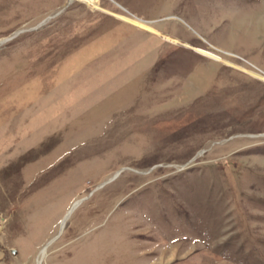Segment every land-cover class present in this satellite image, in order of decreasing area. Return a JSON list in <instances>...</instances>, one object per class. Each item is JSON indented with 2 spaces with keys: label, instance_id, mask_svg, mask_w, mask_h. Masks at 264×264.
<instances>
[{
  "label": "rangeland",
  "instance_id": "obj_1",
  "mask_svg": "<svg viewBox=\"0 0 264 264\" xmlns=\"http://www.w3.org/2000/svg\"><path fill=\"white\" fill-rule=\"evenodd\" d=\"M39 260L264 264V0H0V264Z\"/></svg>",
  "mask_w": 264,
  "mask_h": 264
},
{
  "label": "bare ground",
  "instance_id": "obj_2",
  "mask_svg": "<svg viewBox=\"0 0 264 264\" xmlns=\"http://www.w3.org/2000/svg\"><path fill=\"white\" fill-rule=\"evenodd\" d=\"M86 1V3L89 5V6H91V7H93L96 3H97V0H85ZM7 153V152H6ZM46 247V246H45ZM47 248V247H46ZM45 250L44 249H42L41 250V260L44 258V256H45V252H44ZM38 263L40 264L41 263V261L39 260L38 261Z\"/></svg>",
  "mask_w": 264,
  "mask_h": 264
},
{
  "label": "water",
  "instance_id": "obj_3",
  "mask_svg": "<svg viewBox=\"0 0 264 264\" xmlns=\"http://www.w3.org/2000/svg\"><path fill=\"white\" fill-rule=\"evenodd\" d=\"M125 21V20H124ZM126 22H128V21H126ZM135 26V25H134ZM41 27V25H38V26H36V27H34V28H32L31 30H36V29H38V28H40ZM137 27V26H136ZM139 28V27H138ZM141 29H143V28H141ZM144 30H147V29H144ZM148 31H150V30H148ZM51 242V241H50ZM49 242V243H50ZM48 243V244H49Z\"/></svg>",
  "mask_w": 264,
  "mask_h": 264
}]
</instances>
